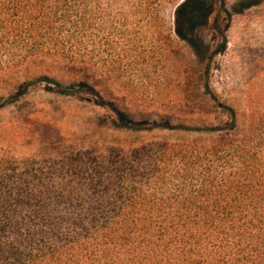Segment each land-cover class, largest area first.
<instances>
[{"label": "trees", "instance_id": "16d2710c", "mask_svg": "<svg viewBox=\"0 0 264 264\" xmlns=\"http://www.w3.org/2000/svg\"><path fill=\"white\" fill-rule=\"evenodd\" d=\"M156 1L0 0V86L35 63L117 80L153 40ZM216 4L179 3L176 35L198 48ZM41 83L110 108L111 130L146 136L82 150L45 142L24 156L0 128V264H264V112L242 124L218 104L204 126L124 123L86 82L66 90L49 78L0 98V112Z\"/></svg>", "mask_w": 264, "mask_h": 264}, {"label": "rangeland", "instance_id": "374dc122", "mask_svg": "<svg viewBox=\"0 0 264 264\" xmlns=\"http://www.w3.org/2000/svg\"><path fill=\"white\" fill-rule=\"evenodd\" d=\"M183 1H156L151 9L153 40L128 53L126 71L117 80H110L108 74L80 76L63 66L35 63L6 80L0 98L17 96L26 82L49 78L66 90L86 82L126 116L124 123L204 126L216 123L212 110L218 104L234 108L239 122L247 123L253 112H264V0H226L224 6L217 0L198 48L175 32V11ZM242 1L257 4L238 13ZM218 25L224 27L225 39L215 31ZM56 92L41 83L6 105L0 112V128L8 127L1 142L4 148L27 156L36 154L45 142L82 150L146 136L115 132L109 127L115 117L110 108Z\"/></svg>", "mask_w": 264, "mask_h": 264}]
</instances>
